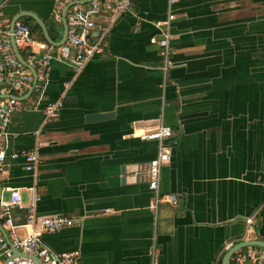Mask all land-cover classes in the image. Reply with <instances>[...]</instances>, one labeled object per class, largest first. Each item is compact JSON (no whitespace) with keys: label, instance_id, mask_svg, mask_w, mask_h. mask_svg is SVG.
Masks as SVG:
<instances>
[{"label":"crops","instance_id":"crops-1","mask_svg":"<svg viewBox=\"0 0 264 264\" xmlns=\"http://www.w3.org/2000/svg\"><path fill=\"white\" fill-rule=\"evenodd\" d=\"M54 1L6 0L2 18L31 11L58 41ZM168 13L175 17L164 71L153 38ZM56 100V117L27 109L6 129L7 154L36 149L40 158L32 171L22 156L6 160L1 202L12 187L21 198L9 209L13 227L0 220L6 239L29 231L33 188L38 215L74 220L43 232L42 242L78 250V264H216L245 235L264 240V0H134L110 24L104 55L78 71L50 63L40 104ZM94 113L109 115L92 120ZM161 123L173 132L160 191L177 203L154 207L145 173L158 143L138 135Z\"/></svg>","mask_w":264,"mask_h":264},{"label":"built area","instance_id":"built-area-1","mask_svg":"<svg viewBox=\"0 0 264 264\" xmlns=\"http://www.w3.org/2000/svg\"><path fill=\"white\" fill-rule=\"evenodd\" d=\"M134 0H55L53 17L61 22L62 11L65 7L67 22L66 39L61 44L55 45L38 39L31 35L30 26L21 19L15 20L13 30L10 32V22L2 18L0 11V176L3 174L7 158L14 159L22 156L25 160V169L34 170L40 163L36 149L6 152L4 137L6 129L15 113L23 110H41L45 119L57 116L63 106L61 100L47 101L40 104L47 72L52 61L66 62L74 71H78L84 63L92 57L102 56L105 52V37L109 26L115 17L132 10ZM104 16L108 19L105 25L97 23ZM175 17L168 13L163 20L155 22L160 29V37L153 38L160 48L163 56V69L167 70L170 63V22ZM97 32L94 36L93 33ZM14 37L17 49L26 51L23 64L16 56L10 35ZM33 70V72H32ZM30 90V94H26ZM172 128L164 124L144 130L138 136L142 140H156L158 149L146 169L145 178L148 187L154 193V207L158 203L167 202L175 205L177 197L173 194L160 191V177L162 167L168 163L170 154L165 140L172 135ZM11 200L0 202V220L9 227L11 224L9 209L14 205H21L20 189L8 188ZM31 197L26 205V220L24 226L29 231L24 237L13 234L11 239H6L0 233V264H78L79 251L56 252L41 240L43 232H55L63 227L70 226L74 220L62 215H38L36 201L38 194L33 188L29 189ZM254 222L253 216L245 219L247 234ZM243 240L246 239V235ZM232 246L229 242L225 245L228 249ZM13 250L18 251L17 254ZM230 264H264V247L245 246L236 250L230 258ZM216 264H222L220 259Z\"/></svg>","mask_w":264,"mask_h":264},{"label":"water","instance_id":"water-1","mask_svg":"<svg viewBox=\"0 0 264 264\" xmlns=\"http://www.w3.org/2000/svg\"><path fill=\"white\" fill-rule=\"evenodd\" d=\"M6 0H1L0 1V11H1V7L2 5L4 4ZM67 7H65L62 11V19H61V23H62V34H61V38L60 40L58 41H55L51 38L50 34L48 33V30H47V27L45 25V23L40 19L39 16H37L35 13L31 12V11H20V12H17L13 17L12 19L10 20V32H12L13 30V23L15 22V20L17 19H20V17H23V16H27L31 19H33L41 28L42 30V33H43V38L49 42V43H52V44H55V45H58V44H61L63 41H65L66 39V31H67V22H66V19H65V10H66ZM98 23V21H97ZM107 24V22H106ZM10 40H11V43H12V46H13V49H14V52L17 56V58L23 63L26 65V62L25 60L23 59V56L22 54L20 53V51L17 49L15 43H14V37L13 35L11 34L10 35ZM33 72V70H32ZM30 94V90L27 92V95ZM109 114L107 113H94V114H91L89 115L90 119L92 118V120H99V119H104L108 116ZM4 173V172H3ZM2 193H3V187H2V183H1V180H0V202H1V198H2ZM182 203V199H180L178 201V204H181ZM0 232L5 236L7 237L6 235V232L4 230V228L2 227L1 225V221H0ZM249 245H252V246H261V247H264V240H242V241H239L238 243L234 244L232 247H230L227 252L225 253V255L223 256L222 258V264H230L231 261H230V258H231V255L238 249H241L245 246H249ZM13 253L14 254H17L18 251L16 250H13ZM35 260L39 263V264H42L41 261L38 259V258H35Z\"/></svg>","mask_w":264,"mask_h":264},{"label":"trees","instance_id":"trees-1","mask_svg":"<svg viewBox=\"0 0 264 264\" xmlns=\"http://www.w3.org/2000/svg\"><path fill=\"white\" fill-rule=\"evenodd\" d=\"M25 23H27V22H25ZM29 26H30V30H31V35L33 36V37H39V38H41L42 39V32H41V29H40V27H39V25L38 24H29V23H27Z\"/></svg>","mask_w":264,"mask_h":264},{"label":"rangeland","instance_id":"rangeland-1","mask_svg":"<svg viewBox=\"0 0 264 264\" xmlns=\"http://www.w3.org/2000/svg\"><path fill=\"white\" fill-rule=\"evenodd\" d=\"M61 29V27H59Z\"/></svg>","mask_w":264,"mask_h":264}]
</instances>
